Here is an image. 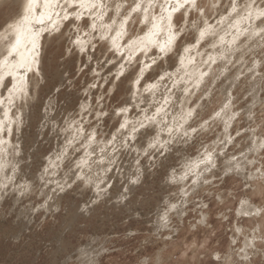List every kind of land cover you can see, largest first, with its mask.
<instances>
[{
  "label": "rangeland",
  "instance_id": "1",
  "mask_svg": "<svg viewBox=\"0 0 264 264\" xmlns=\"http://www.w3.org/2000/svg\"><path fill=\"white\" fill-rule=\"evenodd\" d=\"M129 1L130 5L132 2ZM211 1L217 0H197L198 6L203 8V14L209 17V21L214 18L215 10H219L221 6L224 7L225 3L224 0L218 1V4H213ZM8 7L0 9V26L14 12ZM155 13L158 15L157 11ZM190 14L188 18L191 21L186 23L183 22V10L173 17L177 30L180 27L185 29L176 44L191 37L190 25L195 16L199 17L200 13L194 11ZM133 17L132 22H129L130 34L128 33L125 40H122L124 43L129 37L144 33V27L138 15L134 14ZM87 21L86 18L85 21L75 22L76 25H80V29L82 28L79 32L86 31ZM71 24L73 23L62 22L60 32L42 34L40 39L42 47L39 48V60L43 58L40 60L43 62V65L40 62L41 74L39 73V76L29 74L30 80L27 87L31 95L18 98L9 108L12 114L19 112L20 120H22L18 124L20 130H15L17 125L12 126V133L9 136L13 138L14 146L21 147L22 151L18 155L25 158V161L21 162V165L25 167L20 177L22 181L27 179V184L37 181L36 177L40 174L45 161L43 156L46 159L47 156L52 155L56 144L60 141L61 131L51 132L50 125L58 124L59 127H65L78 115L77 110L83 98L89 102L91 106L88 107L91 109H100L106 113V115L101 113L96 116L95 112L83 110V116L78 119L82 120L83 128L86 126L84 131L95 127L100 138L108 136L109 132L113 133L115 126L118 125L119 115L116 111L127 102L126 99L129 97L125 89L130 81L128 73L132 72V68L141 66L136 62L127 64L125 74L119 80L115 79L116 71L108 73L112 63H107L104 58L107 52L110 53L105 50L106 40H100L95 34L90 38L92 44L87 47L88 52H79V54L78 49L70 46L69 38L75 31L77 32L76 25ZM260 48L252 54L246 52L245 63L247 64L256 56L260 59L258 65L263 72L264 45ZM173 51L162 59L158 58L157 64L151 69L171 58ZM236 66L237 64H234L232 68ZM262 72L256 76L261 75ZM150 73L151 71L148 70L147 75ZM223 79L225 78H219V83ZM239 79L240 84L237 85L236 92L233 91L235 97L233 96L232 100V108L238 115L234 118V124L231 127V142L223 152L235 157L243 155L245 145L249 143L247 136L250 132L259 133L264 138V84H262V90L258 92L261 100L253 107V114L251 113L250 118L247 119L246 109L254 95L249 88L251 80L247 73L242 74ZM93 84L96 86L90 87ZM201 93L199 91L195 98L201 99V95H198ZM211 97H209L212 100L211 103L205 106L207 108L198 109L201 111L199 117L197 115L192 117L191 124L197 131L193 132L192 138L185 147L180 143L173 144V147L165 151L163 155L150 152L148 156L143 154L141 159L139 158L143 174L133 185L134 191L131 196L128 195L123 200L127 204H122V207L119 205L117 209L112 207L113 203H118L120 200L105 202L101 199V203H98L95 210L85 211L84 204L89 201L91 195L87 191L84 197L81 196L79 193L81 189H78L76 193V182L71 187L65 188L63 191L65 200L60 203V208L53 212H46L42 207L45 195H41L39 189L29 195L31 199L29 196L25 197L18 204H13L9 198H6L0 210V264H77V254L81 250L98 252L97 264H264V213L257 212L246 216L237 213L243 200L253 201L258 209L264 208V147L258 154L251 155L252 164H249V160L246 162L247 167L254 171L252 178L246 179V176H241L238 172L224 173L225 154L222 158L220 157L221 159L216 160L214 170L205 175L204 178L209 183H203L201 187H193L194 189L193 182L186 185L187 202L180 210L170 211L171 219L167 220L168 223L165 222L168 228L158 231L153 227L158 214L165 213L172 205H180V192L178 189L169 188L177 184L168 181V173L181 169L187 157L197 154L199 150H206L203 147L211 149L213 154H217L218 149L221 148L222 142L216 139L221 133L218 130L219 125L213 124L210 119L212 111L220 106L223 99L221 88H215L211 92ZM206 98L202 97L201 101H206ZM143 105L144 102L139 104V106ZM127 107L129 109L127 115L131 117L137 111L136 109L143 110L142 107ZM27 108L34 115L33 120L29 122L25 121L24 117ZM201 119L202 122L208 121L210 124L208 128L201 129ZM43 123H45L43 134L38 135ZM16 139H19V145L15 143ZM136 142L141 143V140L138 141V135L132 144ZM216 142H218L217 145ZM128 149L124 150L125 153L117 162L121 172L125 174L131 173L130 152L136 148ZM66 160L62 164L64 169L60 168V175L68 168ZM71 170V168L67 169V171ZM124 182L125 178L118 180L116 188L112 189L120 191L119 188L125 184ZM108 197L110 196L107 195L106 198ZM77 204L80 207L83 205L84 209L80 208L79 212H82L85 217L72 223L68 213ZM175 211L178 212L179 217ZM67 223L68 229L64 228ZM238 228L240 230H237ZM247 240H252L253 244H249L246 250L243 246L244 241ZM215 257L220 259L217 260Z\"/></svg>",
  "mask_w": 264,
  "mask_h": 264
},
{
  "label": "bare ground",
  "instance_id": "2",
  "mask_svg": "<svg viewBox=\"0 0 264 264\" xmlns=\"http://www.w3.org/2000/svg\"><path fill=\"white\" fill-rule=\"evenodd\" d=\"M218 1L220 2L222 0H217L216 2L211 1V3L218 4L217 3ZM103 2L107 5V16L105 17L104 22L110 23L111 18L116 16V6L117 5H122V7L120 9L121 14H120V16L116 17L117 21L119 22V20L123 17V15H125L127 13V11L129 10V8L134 4L135 0H131L132 3L130 5L128 4V2H130L129 0H103ZM144 2L146 3L147 0H144ZM160 2H162V0H160ZM224 2H225L223 5L224 7L221 6L219 8V10H215L214 18L210 21H209V17L206 16L205 14H203V15L199 14V17L195 16V18L192 20V24L190 25V27L192 28L190 39H184L183 41H180L181 43L176 44L175 48L173 49L174 51L172 53L171 58H169L167 61L163 62V64H160V65L156 66L155 68L149 70V71H151V73L149 74L150 76L147 75V72H146L144 74V78L141 81L139 86H134L133 81L135 80L136 75L139 74V69L141 66L138 67L136 65L137 66L136 68H132V72L128 73L129 74L128 79L130 80L129 86L127 88H125L126 92H128V94H129V97L126 99L127 102L122 107L134 106L135 108H141V107L143 108V110H140V111H138L139 109H136L137 111H135V114L132 117H131V115H127V118L129 120L136 122L138 120L143 119V117L145 115V112H144L145 109H147V115H151L155 111L156 107H158L161 103H163V98L165 96H170V101L165 106L166 115L164 116V119L167 120L168 124L172 125L175 128L176 125L183 123V120L181 119V117L184 116L189 109H194L192 117L194 115H197L199 117L201 111L198 109L205 107L207 103H211V101H212L211 100V98H212L211 92L215 88L220 87L221 93L223 94V99L221 100V104H220V106H218L217 109L212 111L211 115L209 114L210 119H212V123L215 125H219L218 130H220L221 133L216 137V139H217V141L222 142L221 148L218 149L219 151H217V154H213V160L215 163L216 160L218 161V158L221 159L222 156H224L226 154L223 157L226 160L224 163V169H223L225 171L224 173L238 172V174H240L241 176H244V177L246 176V179H250L254 176V171L252 172V170L247 167L248 163H246V162H247V160L250 161V158H252L251 155L253 156V154L254 155L258 154V152L262 148V147H260V145L264 144V138H262L261 134H259V133L250 132L247 136V138H249V143H247V145H245V149L243 150V155H241L240 157H235V155L230 156L227 153H223L226 150V147L228 146V144H230L231 139H232L231 127L234 124V118L229 119V117H232L233 113H236V111L233 110V108H232L233 103H231L230 109H226L224 112H221V115L219 117H215V112L220 111L223 104L225 102H227V99H229V93L231 94L230 95L231 101L233 100V96H234L233 91H235L237 85L240 84L239 77L245 73H247L249 80H251L249 82V88H251V92L254 95L252 97V101L249 103L248 108L246 109L247 119L250 118L249 115L251 113L253 114V111H252L253 107H255V105L257 103H259V100H261L258 96V92L260 90H262V88L264 86V85L262 86V84H264L263 83L264 82V71L262 72V68L261 69L259 68L258 64L260 62V59H258L256 56H254L252 58V60L248 61V63L246 64L245 63V60H246L245 55H246V52H248L249 54H252L255 51H258L259 49H261L260 47H262L264 45V33H261L260 35H255V36L252 35V33L254 31H256L260 28H264V17H262L260 19H255V15H254L253 18H251V19L240 20V18L242 16L246 15V13H247L246 5L248 3H250L251 0H235V3L237 5V12L232 13L231 15H229V13L231 10L233 0H224ZM60 3H63V0H60ZM31 4H32V0H0V9L3 7L9 6L10 7L9 10H11V9L14 10V12L10 15V17L7 20H5L0 26V59H3L7 55V51H6L7 48L12 43L15 42L17 30L21 27V24H22V22H24V19L26 16L31 21V26L33 28H39L40 27V25H38L36 23V18L39 16L40 13L45 12L44 0H35L34 10L30 14L28 9H29ZM197 5H199V4H197ZM257 8L264 9V0H256L255 4L253 5V10L255 11V9H257ZM155 10L157 11V13L159 15L160 14V8L157 6L155 8ZM50 11L56 12V11H60V9L56 7L55 3H53ZM135 15L136 16L138 15V19L140 21V19L142 18L141 14H135ZM189 15H191V14L189 13ZM221 16H226V17H228V19H226L222 24H218L217 21L220 20ZM205 19H207L209 24H211L215 27L216 34L214 36L206 37L205 41H203L201 43L203 45H200L198 48L192 49L190 55L195 57V63L187 65L186 68L182 70L180 63H179L180 57L181 56L187 57L189 55L188 53H184L183 49L185 46H191V45L196 43V38L199 34V30L205 26L204 25ZM134 20L136 22L135 18H134ZM237 20H240V23L234 27H230V25H235V22ZM139 21H138V23H139ZM190 21L191 20L188 18V16L185 18L183 15V22L184 23L190 22ZM90 22L91 21L88 20L86 22V24L90 23ZM173 23L176 25L174 18H173ZM193 24H195V27H193ZM71 25L73 26V24H71ZM130 25H131V23H130ZM141 25H143V24H141ZM81 26H82V24H81ZM142 27H144L143 30H144V32H146L147 27L145 25H143ZM128 28H129V25H128ZM237 28H239L240 33L237 32ZM234 29H235V31H234ZM244 29H248L249 31L247 30L248 32H244ZM80 30H82V28ZM86 31H88V29H86ZM82 33H83L82 31L81 32L75 31V33H73L71 35V37L69 38V41H71L70 46L75 48V46L72 44V41L76 38V35H78V34L81 35V37L83 39L86 38L83 36ZM137 33L139 34V32H137ZM95 34L98 38L99 37V30L97 32H94V34H91V37H94ZM114 34H115L114 32L110 33V35H114ZM221 35L224 36L225 43L223 45H221L219 43V37ZM233 36H238V39H237L235 44H233L229 47V44H227V43L232 40ZM87 38H89V37H87ZM124 38L125 37L121 38L118 41V43L123 44L124 42H122V40ZM164 38L165 37L163 36V34H161L157 39L162 40ZM241 38H244V39H241ZM126 39H128V38H126ZM207 40H208V42H207ZM105 42H106L105 50L109 51V49L111 48V41L106 40ZM39 43H40V41H39ZM213 43L216 44L215 48L211 47V44H213ZM105 50H104V52H105ZM122 50L125 51V53H126L125 56H127V54H128L127 50L126 49H122ZM222 51L225 52L224 59L219 58V55ZM79 52L80 51H78V53ZM198 52L201 53V55H197ZM88 55H89V53H88ZM105 55L106 56H104V58L106 59V62L108 60L114 61V63H112V65H110L108 73H110L112 71L117 72L119 63L124 62V61H122L120 59L119 55L114 54L111 51H110V53L107 52V54H105ZM149 55L150 56L151 55H157L156 50L153 49V52L149 53ZM208 55H212V56L217 57L216 63H218L219 65L218 66L215 65L216 64L215 63V64H212L211 67L209 68V65L202 63L203 60L207 59ZM41 59H43V58H41ZM81 59H83V58H81ZM140 59H143L146 62H150L148 60V57L141 56ZM262 61H261V63H262ZM40 62H42V61H40ZM41 64L43 65V62ZM234 64H237V66L234 67V69H233L232 65L234 66ZM165 71L171 73L172 78L161 81L159 88L156 89L154 92L145 91V87L149 84L157 82L159 75ZM185 71L188 73L194 74L192 81H189L188 83L184 82V81L188 80V77L185 76ZM200 71H208L209 75L204 78V81L200 85L199 88H195V87H193V82H194L196 76L198 75V72H200ZM261 72H262L261 75L256 76V74H259ZM102 74L103 73H101V75ZM101 75H99V76H101ZM181 77H183L184 80H181L180 79ZM223 77L225 79H223V81H220V83H219V78H223ZM106 78H108V77H106ZM173 80H178V81H180V83H183V84L182 85L178 84L179 86L177 85V87L172 88L171 86H172ZM13 83H14V81L12 80V78L8 77L7 75H5L3 82L0 83V121H3L5 124V131L0 132V139L7 141L6 144L0 145V185H7L6 190L0 188V210H2L1 207L3 205V201H5L6 198H9L11 200V202H13V204H18L23 199H25V197L28 198L29 195L33 194L34 190L39 189L40 194L45 195V199L43 201L42 207L45 208L46 212H48V211L53 212V211L59 209L60 203H62L65 200L64 195H63V191L62 192L61 191H55V192L53 191V189L56 188L57 182H59L60 184H65V185H72L76 182L77 183L76 187H75L76 193H78L77 192L78 189H81V192H79V193L83 197L85 196V193H87V191H89V193H90L89 195H91V197H90L89 201L84 204V207H86L85 211H88V212L95 210L97 208L96 206L98 205V203H101L100 202L101 199H103V201H105V202H109L110 200H120V202H118V203H116V202L113 203L112 207H115V208L118 207V205H119V207H122V204H127V202L124 203L123 200H125V198L128 195L131 196L132 192L134 191V186H133L134 184L130 183V180L138 178V181H139V179L141 178V176L143 174V171H142L143 168H142L141 162L139 164H137L136 161L139 158L141 159V157L143 156V149H145L147 147L149 141L159 131V128L157 127V125L152 124L148 127V130L142 129L141 131H139V134H137L138 132L136 133V135H138V141L141 140V143L136 142V143L132 144L133 140H129V142H128L129 143V149H131L133 147L136 148L133 152H130L131 153L130 154V159H131V161H130L131 173L130 174H125L124 172H121V167L117 164L118 160L125 153L124 148H120V150L114 154V158L116 160V163L111 166L112 170L110 172L105 173L103 171V168L108 167L107 163H105L104 165H97V164L93 163L91 171H89L87 168L84 169V172L87 175L92 176L94 182H96L100 179H102L104 181L101 184V188H103L105 190L98 194L94 184L85 185L83 182L75 181V173H77L79 171V169L76 168V162L79 161L85 155L84 144L86 142L87 135L91 134L93 132L95 133L96 142L91 146V148H89L87 150L93 152L92 161H96L102 155L100 152V149L104 148L106 146V142L112 138L113 134L117 135V137H118L117 143H119V138L127 135L128 130H123L121 132L117 131L119 129L120 123L123 122V120L125 118V114L121 113L118 116V118L116 115L118 125L115 126L112 134L109 132L108 136L106 135L105 137L100 138V136H98V130L97 129L95 130L94 129L95 127L94 128L91 127V128L85 129L84 135L82 137H79V138L73 140V129L69 127V124H71L72 121H74V120L80 121L78 118L82 117L84 114L81 106H84V110L88 109L89 112H95L96 116L101 115V113H103L102 110H100V109L96 110L95 108L91 109V107H88L90 105V104H88L89 102L86 101L85 98H83L82 102H80V104H79V109L77 110L78 115L75 116L74 118H72L70 120V122H68L65 125V127L64 126L59 127L58 124L50 125V131L51 132H53V130H55L56 133L61 131V134L59 135L60 141L56 144L55 150L53 151L52 155L47 156L48 158H46V159H45V156H43L45 161L42 164V170H41L40 174L36 177L37 181L35 183H32V184H27V179L22 181V179L20 177V175L23 172V169L25 167V165L24 166L21 165V162L25 161V158L24 157L22 158V156L18 155L19 152L22 151L21 147L19 148L18 146L17 147L14 146V143L12 142L13 138H10V136H9L12 132L11 133L7 132V127L9 126L8 125L9 120L13 121V123L10 125L11 129H12V126L17 125L15 127V130H17V131L20 130L18 127V124H20L22 121V120H20L21 116L19 115L20 114L19 112L12 114L13 112L11 113L9 111V108L11 105L8 103L7 98L9 97V89H11L13 87ZM184 87L190 88L191 92L186 95L183 92ZM168 89H171V92H169ZM199 91H201L202 93L198 94V95H201V99H202V97H204V99H205V97H207L206 98L207 102L201 101V99H199L198 97L195 98V95ZM29 94L31 95V92ZM209 97H211V98H209ZM17 99L18 98L14 99L13 101H16ZM141 102H144L143 106H139V104ZM205 108H207V107H205ZM19 111H20V109H19ZM5 113H7V115ZM210 113H211V111H210ZM95 115H93V116H95ZM33 116L34 115L29 111V108H27V112H24L25 121L29 122V121L33 120ZM43 117H44V115H43ZM90 117L92 118V116H90ZM192 117L189 118L188 122L184 124L183 129H181L179 132H176V131L173 132V135L171 137V143H169L167 150H170V148L173 147V144H179L180 143L181 146L185 147V145H186V143H188L189 139L192 138L191 136H192L193 132L191 131V129L194 128L191 124L192 123V121H191ZM252 117H253V115H252ZM205 118H206V116H205ZM76 119H78V120H76ZM158 119H160V117H158ZM87 120H89V119H87ZM174 120H175V124H173ZM83 123L85 124V122H83ZM209 125H210L209 123L205 124L204 122H202V119H201V121H200V127L202 126L201 129H206L209 127ZM129 127H131V126H129ZM160 127H164V125L161 124ZM44 128H45V123L41 124L38 135L43 134ZM232 130H234V129H232ZM185 132H187V135L184 134ZM161 139L162 140H168L170 138L168 137V135L166 133H161ZM70 140H73V142L71 144H69ZM14 141L16 144L19 145V139H16ZM12 143H13V145H12ZM217 143L218 142H216L215 144L217 145ZM203 148H205L208 152H212L211 149L209 150L207 147H203ZM177 149L178 148H176V150ZM214 150L216 151V149H214ZM111 151H112L111 146H108L107 151L104 154L105 160L108 159L107 153H110ZM204 153H205V150H203V151L199 150V152L197 154L192 155V156H188L187 161L185 162V164L182 166L181 169H179L178 171L168 173V175H167L168 181L170 183L171 182L176 183L177 186H170V185H167V186H170L169 187L170 189L175 188V189L179 190V192H180L179 193L180 205L176 206L175 208H172L169 206L170 207V208L168 207L169 210H167L165 213L163 212L161 214H158L157 217L155 218V225L153 226L154 230L157 229L158 231L159 230L162 231L163 228L166 227L165 222H167V220L171 219L170 218V211L175 210V209H176V211H178L177 209L180 210V208L186 204V202H187L186 194H187L188 190L185 189V187H187L186 185L188 183L193 182V180L196 179V176L190 173L188 178L185 180H181L180 177L187 171V167L189 165L194 164L198 160L202 159ZM61 154H63L62 159L58 161L57 156H60ZM65 160H66V167L68 165L67 169L71 168L72 170L67 171V169H66L64 171V173L62 175H60L59 174L60 170H61L60 168L63 167L62 164L64 163ZM237 166L239 167V171H237ZM204 167H205L204 165H201L199 169H196V172L202 173V175L200 176V179L198 180V182L194 184V186L191 183L192 188L193 187L196 188L197 186L201 187V185L204 183V181L207 180L206 178H204L205 175L214 170V168H212L211 171L205 172ZM250 167H251V165H250ZM46 168L48 169L47 173H45V171H44ZM230 168L232 169V171H228V169H230ZM63 169H64V167H63ZM122 178H125V182H124L125 184L119 188L120 191H116V190L114 191L112 188H116L115 186H116L118 180H120ZM111 181H112V185H111ZM21 185H28V190L25 191L23 195H21V189L19 188V186H21ZM200 187H198V188H200ZM6 194H7V196H6ZM80 195H79V197H80ZM107 195H109L110 197L106 198ZM29 198H30V196H29ZM243 201H246V200H243ZM246 202L247 203L244 205H242V204L239 205L238 212H237L238 215H245L246 216V215H251V214L257 213L258 208L254 205L253 201L248 200ZM82 206L80 207V205L77 204V205H75L74 208L69 210L70 212L68 214L70 215V220L72 221V223L78 221L81 217H85L82 212H79V209L83 208ZM124 206H123V208H124ZM52 209H54V210H52ZM176 211H175V213H176ZM245 213H248V214H245ZM20 214H22V213L20 212ZM176 214L179 217L178 212ZM0 216H1V214H0ZM26 219H27V217H26ZM67 222H69V221H67ZM64 228L68 229V223H67V226H65ZM69 228H70V226H69ZM166 228H168V226ZM237 230H240V228H238ZM249 244H253L252 240L244 241L243 248L245 249ZM246 250H247V248H246ZM98 255H99L98 252H90V251L81 250L77 254V264H97L99 262ZM215 258H217V257H215ZM242 258H244V256ZM68 260H70V259H68ZM225 264H227V263H225Z\"/></svg>",
  "mask_w": 264,
  "mask_h": 264
},
{
  "label": "snow or ice",
  "instance_id": "3",
  "mask_svg": "<svg viewBox=\"0 0 264 264\" xmlns=\"http://www.w3.org/2000/svg\"><path fill=\"white\" fill-rule=\"evenodd\" d=\"M256 0H251L250 3L246 5L247 14L242 16L240 20H248L253 18L255 15V19H260L264 17V9L257 8L255 11L253 10V5ZM53 3H55L56 7L60 9V11H50ZM35 0H32V4L30 5L28 11L31 14L34 10ZM160 8V14L157 15L155 13L156 7ZM122 5L116 6V16L111 18L110 23H105V17L107 16V5L103 2V0H63V3H60V0H44V8L45 12L40 13L36 18V23L40 25L39 28H33L31 26V21L26 16L24 22H22L21 27L17 30V35L15 38V42L12 43L7 48V55L0 59V83L3 82L5 75L11 77L14 81L13 87L9 89V97L8 103L11 105L13 100L16 98L26 97L29 94V89L27 87L28 82L30 80V75L39 76L41 71L40 68V39L43 33L48 32H60L62 22L73 23L84 21L86 18L90 20V23H87L85 27H87L88 31L83 32L84 37H89V39H83L81 35H76V38L72 41V44L78 49L81 53L87 51V47L91 44V34L93 32H97L99 30V39L100 40H110L111 48L109 51L114 54L119 55L120 59L124 62L119 63L117 72L115 73V79L119 80L121 76L125 74L126 64H130L132 62H136L141 65L139 69V74L136 75L135 80L133 81L134 86H139L141 81L144 78L145 72L150 70L154 65L157 64V59L164 58L169 55L171 51L175 48L176 42L181 38L182 33L185 31L183 27L177 30L176 25L173 23V17L177 12L183 10V15L186 18L191 12H199L200 15H203V8H200L197 5V0H147L145 3L144 0H135L134 4L129 8L127 13L123 15V17L117 21L116 17L120 16V9ZM237 12V5L235 0H233L231 10L229 15ZM134 14H141L140 23L147 27V31L144 32L143 35H138L135 37H129V39L121 44L118 41L128 35V25L132 20ZM55 17V18H54ZM228 17L221 16L220 20L217 21L218 24H222ZM240 20L235 22V25H230V27H234L240 23ZM204 27L199 30V34L196 38V43L191 46H185L183 51L184 53H188L187 57L181 56L179 63L181 69H185L187 65L195 63V57L191 56L190 53L193 48H198L200 44L205 41L206 37L214 36L216 34L215 27L208 23L207 19L204 20ZM115 26V27H114ZM195 27V24H193ZM77 32L80 31V25H76ZM114 32V35H110V33ZM237 32L240 33L239 28H237ZM244 32H247V29H244ZM264 33V28H260L252 33L253 36L260 35ZM161 34L165 37L160 40L157 39ZM238 36H233L232 40L228 42L229 47L236 43ZM219 43L223 45L225 43L224 36L221 35L219 37ZM94 47V45H93ZM211 47L215 48L216 44H211ZM122 49H126L128 54L125 56V52ZM153 49L156 50L157 55H149V53L153 52ZM197 55H201V53H197ZM141 56L148 57L150 62H146L143 59H140ZM225 52L222 51L219 55L220 59H224ZM217 57L208 55L206 60H203L202 63L209 65V68L212 64H215ZM107 63H114L112 60H108ZM193 73H188L185 71V76L188 77L185 83L192 81ZM209 75L208 71H200L196 76L193 87L199 88L203 83L204 78ZM172 74L165 71L159 75L158 81L152 84H149L145 87V91L154 92L159 88L160 82L166 79H171ZM184 80L183 77L180 78ZM180 83L178 80H173L172 88L177 87ZM93 84L90 87H95ZM171 92V89H168ZM183 92L187 95L191 92V89L188 87L183 88ZM227 99V102L223 104L220 111L215 112V117H219L221 112H224L226 109H230L231 99ZM170 96H165L163 98V103H161L158 107H156L155 111L151 115H147V109L144 110L145 115L142 120H138L133 122L127 118V113L129 109L127 107H122L117 109L116 114L120 115L121 113L125 114V118L123 122L120 123L118 132L123 130H128L127 135L119 138L116 134H113L112 138L106 142V146L100 149L101 156L98 160L92 161L93 152L88 151L87 149L91 148V146L96 142L95 133H91L87 135L86 142L84 144L85 147V155L79 161L76 162V168L79 169L77 173H75V181L83 182L85 185L94 184L97 193L104 191L105 189L101 188V184L104 182L102 179L94 182L92 176L87 175L84 172V169L87 168L91 171L92 164L95 163L97 165H104L107 163L108 167L103 168L105 173L110 172L112 170V165L116 163L114 158V154L120 150V148L128 149L129 148V140L136 139V133L141 129H147L150 125L155 124L159 128V131L156 135L149 141L147 147L143 149V154L148 156L151 153H159L163 155L165 151H167L169 143H171V137L173 132H179L183 129L184 124L188 122V119L192 117L194 109H189L187 113L181 117L183 123L176 125L174 128L172 125L168 124L167 120L164 119L166 115L165 106L169 103ZM82 107V111L84 110V106ZM7 115V113H5ZM106 115V113H102ZM238 113H233L232 117L229 119L235 118ZM160 117V119H158ZM13 121H8L7 132L11 133L10 125ZM205 124L208 121L204 122ZM164 125V127H160V125ZM175 124V120L173 121ZM131 126V127H129ZM69 127L73 129V140L82 137L84 135V128L81 121H72L69 124ZM5 131V124L3 121H0V132ZM192 132H196L195 128L191 129ZM161 133H166L170 139L162 140ZM187 135V132L184 133ZM73 140L69 141V144L73 142ZM7 141L0 139V145L6 144ZM111 146L112 151L107 153L108 159L105 160L104 154L107 151V147ZM260 147H264V144L260 145ZM138 151V150H137ZM63 154L57 156V160L62 159ZM235 159V158H234ZM137 164L140 163L139 159L136 161ZM251 163V161L249 162ZM201 165H204V171H211L212 168H215V163L213 160V153L205 150L203 154V158L198 160L196 163L191 164L187 167V171L180 177L181 180H185L188 178L189 174H193L196 176V179L193 180V184L197 183L200 179L202 173H197L196 169H199ZM45 173L48 172L46 168ZM228 171H232V169H228ZM237 171H239V167L237 166ZM43 178V177H42ZM138 178L130 180V183H137ZM204 183H209L208 180H205ZM71 187V185L60 184L57 182L56 188L53 191H64L65 187ZM0 188L7 189V185H0ZM21 189V195L24 194L25 191L28 190V185L19 186ZM246 201H241V204H246ZM172 208H175L176 205H172ZM258 213H264V208L257 209ZM248 214V213H245ZM220 257H217L219 260Z\"/></svg>",
  "mask_w": 264,
  "mask_h": 264
}]
</instances>
